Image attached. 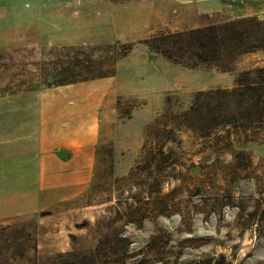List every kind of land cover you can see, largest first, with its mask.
<instances>
[{
  "label": "rangeland",
  "instance_id": "1",
  "mask_svg": "<svg viewBox=\"0 0 264 264\" xmlns=\"http://www.w3.org/2000/svg\"><path fill=\"white\" fill-rule=\"evenodd\" d=\"M143 1L0 0V97H103L113 138L83 196L0 223V264H264V48L185 33L223 17L157 28Z\"/></svg>",
  "mask_w": 264,
  "mask_h": 264
},
{
  "label": "crops",
  "instance_id": "2",
  "mask_svg": "<svg viewBox=\"0 0 264 264\" xmlns=\"http://www.w3.org/2000/svg\"><path fill=\"white\" fill-rule=\"evenodd\" d=\"M157 28L178 31L264 16V0H145ZM60 89L0 97V223L35 216L83 196L97 150L113 138L103 97Z\"/></svg>",
  "mask_w": 264,
  "mask_h": 264
},
{
  "label": "trees",
  "instance_id": "3",
  "mask_svg": "<svg viewBox=\"0 0 264 264\" xmlns=\"http://www.w3.org/2000/svg\"><path fill=\"white\" fill-rule=\"evenodd\" d=\"M187 36L200 41L207 38L219 39L220 44L227 46V43L231 45L229 51H235L237 48H241L242 53L252 52L257 49L264 48V16L263 17H247L242 19H235L227 24H222L219 26H214L207 29H196L190 32H185ZM228 47V46H227ZM260 72H264V69H260ZM264 87V82L261 85ZM241 91L233 90L231 92L218 90L216 93L203 94L202 96L212 97L213 103H207V111L211 114L220 112L224 105L228 101V97L232 98V103H235L238 107L242 105L244 101V94ZM255 91L257 97L259 96L256 89H251ZM201 96V95H200Z\"/></svg>",
  "mask_w": 264,
  "mask_h": 264
}]
</instances>
